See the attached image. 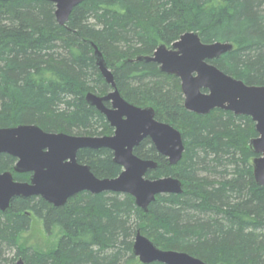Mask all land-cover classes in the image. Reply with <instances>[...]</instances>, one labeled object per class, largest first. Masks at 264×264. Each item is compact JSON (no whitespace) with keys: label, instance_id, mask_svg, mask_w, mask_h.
Returning <instances> with one entry per match:
<instances>
[{"label":"trees","instance_id":"16d2710c","mask_svg":"<svg viewBox=\"0 0 264 264\" xmlns=\"http://www.w3.org/2000/svg\"><path fill=\"white\" fill-rule=\"evenodd\" d=\"M196 31L204 43L227 41L234 49L213 63L248 85H264V0H84L65 25L49 0L0 1V127L35 124L47 132L112 135L104 114L86 100L88 92L111 90L94 56L102 52L121 95L152 106L155 117L182 133L185 151L170 165L151 141L135 153L158 166L147 175H174L182 193L157 195L148 213L130 194L82 191L63 206L41 196L16 197L0 210V264H145L133 253L138 230L162 249L184 251L207 264H264V186L256 183L249 143L250 116L215 109L186 110L180 81L161 72L150 56ZM108 104V103H107ZM77 159L99 178L122 167L108 148H83ZM16 159L0 154V172L15 180ZM48 232H62L52 252L19 245L32 216ZM147 264H164L154 261Z\"/></svg>","mask_w":264,"mask_h":264},{"label":"water","instance_id":"95a60500","mask_svg":"<svg viewBox=\"0 0 264 264\" xmlns=\"http://www.w3.org/2000/svg\"><path fill=\"white\" fill-rule=\"evenodd\" d=\"M49 1L55 5L57 22L65 25L73 9L84 0ZM93 47L98 68L111 90L105 95L88 92L86 100L104 114L113 134L91 136L47 132L35 124L0 127V154L16 159L14 172L31 173L29 181H18L12 171L0 172L1 211L7 212L16 197L41 196L54 206H63L72 196L88 191L130 194L147 214L157 195L183 192V183L178 177L145 178L149 169H155L158 163L134 153L136 146L150 138L159 154L170 165H175L185 151L181 131L158 120L152 106L141 107L127 101L117 89L102 52L97 45L93 44ZM233 49L232 42L204 43L198 32L189 31L170 46L160 44L152 55L138 56L136 60L155 62L161 72L179 78L186 110L207 115L215 109H223L234 115L250 116L258 134L250 142L251 149L257 154L253 174L256 183L264 186V85H248L213 63ZM83 148L112 150L113 161L122 167L121 173L113 178L97 177L89 164L77 160L78 151ZM133 253L145 264L154 261L207 264L187 252L158 247L140 230L134 238ZM15 264L27 263L19 257Z\"/></svg>","mask_w":264,"mask_h":264},{"label":"rangeland","instance_id":"374dc122","mask_svg":"<svg viewBox=\"0 0 264 264\" xmlns=\"http://www.w3.org/2000/svg\"><path fill=\"white\" fill-rule=\"evenodd\" d=\"M180 87H181V82H180ZM93 93H96V92H93ZM96 94L101 95L100 93H96ZM183 99H184V95H183ZM183 103H184V100H183ZM88 135H91V134H88ZM98 136H104V135H98ZM255 157L251 159L252 166H253V161ZM171 176H174V175H171ZM61 235H62V232L56 228L52 230V232L46 231L43 220L33 215L30 227L28 228V230L24 231L19 237V245L22 248H31L33 250H38L40 252L48 253V252H52L53 250L57 248Z\"/></svg>","mask_w":264,"mask_h":264},{"label":"flooded vegetation","instance_id":"af4514ba","mask_svg":"<svg viewBox=\"0 0 264 264\" xmlns=\"http://www.w3.org/2000/svg\"><path fill=\"white\" fill-rule=\"evenodd\" d=\"M107 103H108V104H107ZM106 105H107V106H110V103H109V102H106ZM147 139H148L149 141H151L150 138H146V139H144V140H147ZM144 140H143V141H144ZM143 141H142V142H143ZM142 142H141V143H142ZM141 143H140V144H141ZM151 143H152V141H151ZM140 144L134 148V153H135V150L140 146ZM152 145L154 146L153 143H152ZM154 148H155V146H154ZM155 149H156V148H155ZM109 150H110V149H109ZM79 151H80V150H79ZM79 151H78V152H79ZM111 151H112V150H111ZM156 151H157V150H156ZM112 153H113V151H112ZM157 153L159 154L158 151H157ZM135 154H136V153H135ZM77 155H78V154H77ZM136 155H137V154H136ZM160 155H161V154H160ZM137 156H139V155H137ZM139 157L142 158V159H147V158H144V157H141V156H139ZM163 157H164V156H163ZM165 159H166V158H165ZM77 160H78V159H77ZM148 160L156 161V160H154V159H148ZM166 160H167V159H166ZM78 162H79V161H78ZM156 162H157V161H156ZM15 163H16V162H15ZM80 163H81V162H80ZM157 163H158V162H157ZM157 166H158V165H157ZM152 170H153V169H149V171H148V172L146 173V175H145V178H150V177H148L147 174H148L150 171H152ZM30 174H31V173H30ZM30 176H31V175H30ZM150 179H155V178H150Z\"/></svg>","mask_w":264,"mask_h":264}]
</instances>
